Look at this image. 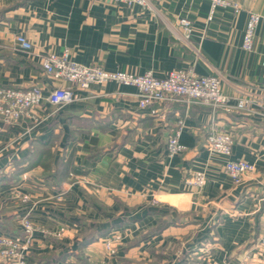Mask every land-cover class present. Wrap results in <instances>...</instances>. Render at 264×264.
Instances as JSON below:
<instances>
[{"label": "crops", "instance_id": "0c3cea01", "mask_svg": "<svg viewBox=\"0 0 264 264\" xmlns=\"http://www.w3.org/2000/svg\"><path fill=\"white\" fill-rule=\"evenodd\" d=\"M234 1L239 11L219 7L209 20V0H0L2 85L50 89L42 59L68 49L107 71L217 75L225 93L260 102L251 113L180 101L141 107L137 86L108 81L76 89L79 98L60 111L44 100L16 124L0 117V232L21 234L22 216L32 217L29 264L101 261L113 231L123 242L112 264H264V20L253 50L242 47L264 0ZM19 34L32 49L20 47ZM179 119L187 148L169 155ZM213 128L234 135L232 159L256 164L242 182L207 149ZM198 170L206 184H187Z\"/></svg>", "mask_w": 264, "mask_h": 264}, {"label": "built area", "instance_id": "2783aa9c", "mask_svg": "<svg viewBox=\"0 0 264 264\" xmlns=\"http://www.w3.org/2000/svg\"><path fill=\"white\" fill-rule=\"evenodd\" d=\"M145 3V0H116ZM211 8L209 20L213 19L219 7H231L236 12L240 4L234 0H209ZM264 15L251 12L243 37L242 47L251 51L254 48L256 30ZM180 23L187 34L191 31V20L182 17ZM16 41L24 50L33 48L32 42L24 35L16 36ZM43 70L56 84L45 90L39 86L13 87L0 84V117L7 123L16 124L24 117H33L34 112L41 107L44 100L54 106L55 111H60L69 103L77 100L79 94L76 89H88L94 83L117 81L121 84L135 85L139 89V104L146 107L154 103H167L180 101L187 104L200 103L216 109L236 110L251 113L258 99L250 95L232 96L223 91L222 81L217 75L199 74L193 69H175L163 77H158L152 71L144 74H135L126 71H107L99 65H85L71 59L70 52L65 49L61 54L51 53L42 59ZM69 82L72 86L58 84ZM264 90V85H263ZM184 121L179 119L168 138L167 150L169 155H177L187 148L180 140ZM234 135L230 131L213 128L206 139L207 149L214 155L226 157L225 167L235 183L242 182L244 176L256 170V164L244 159H232ZM0 166V178L4 174ZM186 183L202 187L207 182L205 171L198 170L186 177ZM29 194H24L23 199L28 200ZM21 225L23 232L14 235L0 232V259L3 264H29L28 255L33 245L38 226L29 214L22 216ZM103 246L107 257L92 264H112V259L117 255L123 241L121 232L113 231L103 237ZM259 243L264 245V235L259 237ZM212 264H227L224 260L214 259Z\"/></svg>", "mask_w": 264, "mask_h": 264}, {"label": "rangeland", "instance_id": "374dc122", "mask_svg": "<svg viewBox=\"0 0 264 264\" xmlns=\"http://www.w3.org/2000/svg\"><path fill=\"white\" fill-rule=\"evenodd\" d=\"M122 234V233H121ZM14 235H19V234H14ZM107 236V235H106ZM105 237V236H104ZM123 242V241H122ZM80 255H81V257H84V256H86V253L85 252H81L80 251ZM85 259H86V257H84ZM95 263V262H94Z\"/></svg>", "mask_w": 264, "mask_h": 264}, {"label": "trees", "instance_id": "16d2710c", "mask_svg": "<svg viewBox=\"0 0 264 264\" xmlns=\"http://www.w3.org/2000/svg\"><path fill=\"white\" fill-rule=\"evenodd\" d=\"M74 172H80V171H79V169H74ZM104 232H105V231H104ZM104 232H102V233H104ZM102 233H101V234H102Z\"/></svg>", "mask_w": 264, "mask_h": 264}]
</instances>
